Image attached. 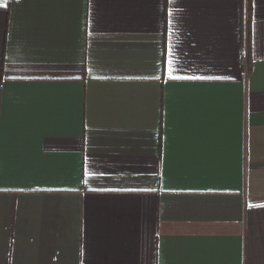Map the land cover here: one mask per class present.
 Instances as JSON below:
<instances>
[{"label": "crops", "instance_id": "obj_1", "mask_svg": "<svg viewBox=\"0 0 264 264\" xmlns=\"http://www.w3.org/2000/svg\"><path fill=\"white\" fill-rule=\"evenodd\" d=\"M249 1L0 0V264H264Z\"/></svg>", "mask_w": 264, "mask_h": 264}, {"label": "trees", "instance_id": "obj_2", "mask_svg": "<svg viewBox=\"0 0 264 264\" xmlns=\"http://www.w3.org/2000/svg\"><path fill=\"white\" fill-rule=\"evenodd\" d=\"M249 3H250V1L248 0V9H249ZM249 69V68H248Z\"/></svg>", "mask_w": 264, "mask_h": 264}]
</instances>
